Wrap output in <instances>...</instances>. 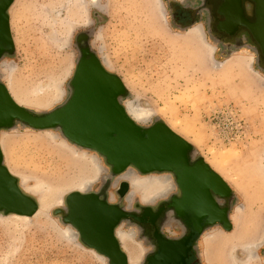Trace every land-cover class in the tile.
Instances as JSON below:
<instances>
[{
    "label": "rangeland",
    "instance_id": "rangeland-1",
    "mask_svg": "<svg viewBox=\"0 0 264 264\" xmlns=\"http://www.w3.org/2000/svg\"><path fill=\"white\" fill-rule=\"evenodd\" d=\"M41 1L26 0L18 14H10L13 5L9 10L14 55L0 61L6 65L0 71V82L8 86L14 98L33 106L48 84L59 86L64 93L50 111L65 104L79 59L77 40L87 35L84 46L93 54L101 49L113 68L106 70L118 76L126 87L120 103L128 101L150 116L141 126L166 125L228 185L235 201L233 211L243 207L247 199L251 214L264 220V71L258 64L257 48H222L204 27V15L198 21L193 18L183 25L176 24L172 17L182 12L181 7L194 8L198 0H157L166 15L167 31L181 36L199 25L208 45L215 49L212 58L216 62L251 55L248 73L235 66L228 71L219 70L211 56L203 53L204 48L180 51L167 44L164 37L150 29L156 24L148 26L150 0H108L107 15L89 7L85 13L89 25L85 21L73 27L57 23L65 19L64 12L59 11L54 14L57 20L53 31L37 14L36 5ZM105 4L103 0L102 5ZM152 14L158 18L156 12ZM97 33L101 36L98 41ZM42 113L46 112H37ZM7 131L23 137L36 130L18 123ZM50 131L60 135L57 130ZM15 156L20 167L31 174L47 176L53 184L74 180L81 173V168L65 167L44 150L19 144ZM97 157L106 167L104 160ZM102 183L100 178L96 189ZM112 190L111 186L108 191ZM61 208L24 226L14 223L8 229L0 224V264H106L79 239L63 235V229L72 227L53 214ZM6 217L0 213V223ZM237 256L242 258V252ZM257 261L262 264L261 259Z\"/></svg>",
    "mask_w": 264,
    "mask_h": 264
},
{
    "label": "water",
    "instance_id": "water-1",
    "mask_svg": "<svg viewBox=\"0 0 264 264\" xmlns=\"http://www.w3.org/2000/svg\"><path fill=\"white\" fill-rule=\"evenodd\" d=\"M231 1V12L226 17L233 29L240 24L246 25L264 56V0H252L256 4V22L250 25L242 21L241 0H228L230 5ZM14 2L0 0V61L14 55L9 16ZM3 51L6 54L2 55ZM81 55L70 82V97L65 104L50 112L37 114L22 108L0 82V132L11 130L14 121L36 131L57 130L68 143L102 158L114 174L120 175L128 169H134L140 175L174 174L183 191L188 186L196 193L197 204L203 201L200 193L207 188L230 191L224 180L204 161H199L197 169L189 168L187 153L194 151L192 146L166 125L156 123L144 127L137 124L120 103L119 98L126 93L122 80L106 70L97 54H89L88 49H83ZM198 169L207 173L209 180ZM190 196L191 193L183 194L179 215L191 201ZM97 200L96 195L88 193L68 194L63 205L68 206L69 215L63 223L70 225L81 244L104 258L106 264H128L112 227L103 228L107 222L112 226L116 219L108 218L113 215H109L106 206ZM37 210L36 201L21 190L18 179L5 166L0 147V213L31 218ZM59 212L55 210L53 214L58 215ZM193 219L195 222L200 220Z\"/></svg>",
    "mask_w": 264,
    "mask_h": 264
},
{
    "label": "bare ground",
    "instance_id": "bare-ground-1",
    "mask_svg": "<svg viewBox=\"0 0 264 264\" xmlns=\"http://www.w3.org/2000/svg\"><path fill=\"white\" fill-rule=\"evenodd\" d=\"M25 1L15 0L10 14H18L22 10V5ZM102 2L103 0H43L36 5V11L37 14L39 13L42 22L49 27V31H53V24L57 20L54 17L56 12H64L65 19L57 22L63 26L73 27L78 22L85 21L86 25H89L90 22L85 19V13L88 12L89 7L102 14H108V0H105V5H102ZM150 4L149 17H146L148 26L153 23L156 24L150 29L164 37L167 44L180 51L194 50L201 47L204 48L203 53L209 54L211 58L213 57L215 49L211 45H208L203 30L199 25L192 26L181 36H172L166 28V15L163 11H160L161 3L157 0H150ZM152 12H156L158 18ZM100 39V33H97L95 40L98 41ZM97 56L107 70H113L103 56L101 49L97 50ZM251 61V55L244 58L235 56L222 63L216 62L213 59V64L219 70L228 71L230 70L229 68L235 66L239 70L248 73V69L251 68ZM4 68L6 69V65L1 63L0 71ZM9 93L12 99L22 108L30 109L36 113L49 112L64 95L59 90V86L47 84L45 89L41 90L39 96H37L33 106H29L25 102L23 103L19 97L14 98L10 90ZM123 106L128 115L140 126L148 122L150 116L139 109H135L130 102H124ZM19 144L27 148L32 147V149L44 150L57 163L64 164L65 167L81 168V173L76 179L62 182L61 184H53L47 176L31 174L25 167L19 166L15 156V147ZM0 147L4 156L5 166L18 179L21 190L26 195L32 197L38 207L36 214L31 219L18 215H9L3 218L0 224L8 229H11L14 223L24 226L33 219L44 218L54 208L62 207L63 199L67 194L72 192L80 194L89 193L96 189V185L100 183V178L104 180L108 176L102 161L95 154L79 147L78 149L68 143L61 135L50 130L35 131L23 137L16 136L10 131L0 132ZM120 182H127L129 184L130 192L125 199L128 206H130L136 196L142 204L152 205L167 197L173 190V185L168 175L150 174L140 176L132 169H128L116 178L113 186H116ZM244 202L243 207L239 206L235 208L232 213L233 234L231 236H226L220 231H216L204 236L202 239L201 254L206 264H256L258 262L255 252L259 248L264 236V220L251 214L250 202L247 199H244ZM63 235L68 239H77V234L69 227L63 229ZM116 237L128 258V264H140L145 250L138 240H136L137 238L135 239V233L131 230L123 231L122 229H118ZM238 252H242V258L237 257ZM103 259L102 261L104 262L105 259Z\"/></svg>",
    "mask_w": 264,
    "mask_h": 264
},
{
    "label": "flooded vegetation",
    "instance_id": "flooded-vegetation-1",
    "mask_svg": "<svg viewBox=\"0 0 264 264\" xmlns=\"http://www.w3.org/2000/svg\"><path fill=\"white\" fill-rule=\"evenodd\" d=\"M231 8L232 1L230 5L228 0H198L196 7L183 6L181 7L182 12L177 13L172 18H176V24L183 25L193 18L198 21L204 15V27L222 48L229 46L257 48L260 52L258 64L264 70V56L249 28L244 24H240L233 29L234 27L226 17V14L231 12ZM241 10L243 14L242 21L245 24L250 25L256 22L255 2L241 0ZM80 37L78 60L82 58L81 51L87 49L84 43L87 41L88 36L83 35ZM88 51L89 54H92L89 49ZM3 54H6L5 51L2 52ZM121 98L123 96L119 99L121 100ZM13 124L15 126L18 122L14 121ZM200 160L193 152L188 151L187 163L189 168L197 169ZM105 166L108 180L88 194L96 195L98 203L104 204L107 213L114 216H108V218L116 219L112 226L107 222L106 225H103V228L105 226L106 229L112 227L113 235L122 252V246L116 237V231L118 229L125 231V228H129L135 233V239L137 238L136 240L145 250L140 264H206L201 254V241L204 236L216 231H220L226 236L233 234L231 216L235 201L231 191L219 190L217 187H214V189L207 188L201 191L200 194L204 199L197 204L194 198L196 193L191 191L188 186L183 191L178 185L177 177L171 173L167 175L170 177L173 190L167 197L152 205H145L138 199H134L128 206L124 202L130 192L129 184L120 182L113 186L115 179L121 174H114L109 165L106 164ZM134 171L138 173L136 170ZM198 171L208 179L207 173L201 169H198ZM111 186L113 187L112 192L108 191ZM188 193H191L193 198L190 196L191 201L186 203L183 213L179 215L184 198L183 194ZM59 211L58 216L62 220L68 217L67 205L62 206ZM199 213H202L201 216ZM193 218H200V220L195 222ZM229 228H232V230H229ZM255 253L264 264V236L259 249Z\"/></svg>",
    "mask_w": 264,
    "mask_h": 264
},
{
    "label": "trees",
    "instance_id": "trees-1",
    "mask_svg": "<svg viewBox=\"0 0 264 264\" xmlns=\"http://www.w3.org/2000/svg\"><path fill=\"white\" fill-rule=\"evenodd\" d=\"M264 71V70H263Z\"/></svg>",
    "mask_w": 264,
    "mask_h": 264
}]
</instances>
